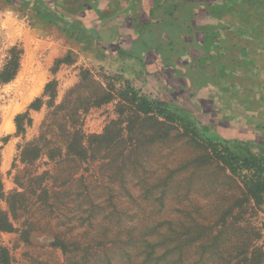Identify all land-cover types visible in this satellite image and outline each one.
Listing matches in <instances>:
<instances>
[{
  "label": "rangeland",
  "instance_id": "374dc122",
  "mask_svg": "<svg viewBox=\"0 0 264 264\" xmlns=\"http://www.w3.org/2000/svg\"><path fill=\"white\" fill-rule=\"evenodd\" d=\"M245 24L261 32L235 36L252 66L230 68L235 91L210 116L194 99L132 86L106 66L87 21L55 0H0V71L21 51L0 83L10 264H264V196L253 199L222 160L264 163V20ZM134 93L175 119L142 112ZM26 111L31 123L16 133ZM33 144L38 156L22 160Z\"/></svg>",
  "mask_w": 264,
  "mask_h": 264
},
{
  "label": "crops",
  "instance_id": "0c3cea01",
  "mask_svg": "<svg viewBox=\"0 0 264 264\" xmlns=\"http://www.w3.org/2000/svg\"><path fill=\"white\" fill-rule=\"evenodd\" d=\"M62 1L55 3L87 21L108 68L144 93L194 99L197 112L210 116L235 91L230 68L252 66L243 44L236 55L235 36L261 34L247 32L245 21L264 20V0Z\"/></svg>",
  "mask_w": 264,
  "mask_h": 264
},
{
  "label": "trees",
  "instance_id": "16d2710c",
  "mask_svg": "<svg viewBox=\"0 0 264 264\" xmlns=\"http://www.w3.org/2000/svg\"><path fill=\"white\" fill-rule=\"evenodd\" d=\"M10 57L6 60L0 71V83H6L14 78L19 67L20 49L16 46L10 49ZM53 82L48 83L45 87L43 95L46 94L49 87ZM130 88V87H129ZM133 92L132 87L130 88ZM139 110L149 114L152 113L156 116H161L167 120H174L175 115L170 114L165 108L157 109L152 105V102L145 97L135 95L133 97ZM41 103V98H36L28 107L37 109ZM30 125L31 119L28 117V111L18 114L15 117L16 133H23L25 131L24 124ZM32 144V143H31ZM34 145V144H33ZM34 153L32 155H26V152H21V159H35L38 156V147L33 146ZM222 160L229 167L231 172L242 178L247 193L255 199L258 203H261L264 196V163L260 159L253 157L238 158L234 154H228L222 157ZM5 194L3 191L2 182L0 179V203L4 199ZM12 224L6 212L2 209L0 204V232L10 231ZM0 264H10L9 252L6 247L0 244Z\"/></svg>",
  "mask_w": 264,
  "mask_h": 264
}]
</instances>
